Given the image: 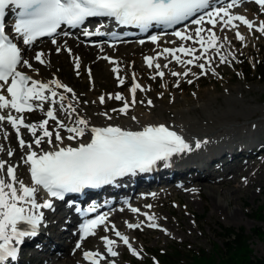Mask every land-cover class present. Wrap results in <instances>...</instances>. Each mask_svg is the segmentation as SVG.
Here are the masks:
<instances>
[{"label": "snow or ice", "instance_id": "6c2138e0", "mask_svg": "<svg viewBox=\"0 0 264 264\" xmlns=\"http://www.w3.org/2000/svg\"><path fill=\"white\" fill-rule=\"evenodd\" d=\"M238 2L239 0H231L226 7H214L210 0H0V132L3 133L4 139L8 138L9 133L4 129L5 123L15 131L19 147L26 149L21 159L27 166L31 181L26 184L17 178L15 172L19 164L13 165L0 159V264H13L17 261L19 249L25 240L38 236L40 227L45 222L43 210H55L54 200H64L67 193H80L86 188L112 184L116 178L127 174L148 172L158 161L167 162L176 154L192 150L181 134L163 123L146 124L139 130H132L113 123L96 126L91 124L89 119L79 115L75 104L80 101L71 87L55 77L48 81L34 79L22 70L36 71L29 58L24 57L25 50L6 33V9L12 7L18 10L17 19L11 27L15 35L22 38L25 46H32L40 37H53L62 25L77 27L83 25L87 18L93 17L112 18L117 25H133L141 31H147L153 25H163L171 29L181 22L190 21L194 28H189L188 23H184L183 28L177 27L171 34L180 42L192 41L199 44L200 48L204 49L203 52L195 55L196 47L179 43L178 46L157 50L155 56L146 55L143 60L148 68L155 69L152 79H163L165 73L162 66L154 61L160 57L167 59L168 54L171 55V60L180 65H195L201 70L197 74L192 72L191 68L185 67L183 72L172 71L173 77L186 78L191 74L198 78L209 71L216 74L213 57L208 55L209 49L215 52L222 64L228 63L229 57L236 59L233 52L224 51L225 43L230 41L227 36L221 39L214 31L215 28L219 27L221 31L225 28L236 30L235 38L239 41H244L245 37L238 31V25L234 22H240L249 32L255 28L264 34V21L256 24L242 14L231 13L230 10ZM255 3L264 12V0H255ZM101 27L103 25L96 28V33H99ZM96 33L88 29L83 30L84 36ZM149 40L157 44L160 36L151 35ZM51 42L57 45L56 52L60 53L62 48L57 40L52 39ZM140 43L143 44L144 41L141 40ZM65 50L72 55L70 48L65 46ZM177 53H183L190 58L182 59ZM43 55L42 51H36L32 58L40 64H45ZM98 58L115 65L112 71L117 73L119 84L123 85L125 77L119 75V63L107 55ZM169 63L171 61L165 63L163 68L167 69ZM73 64L79 75V57H74ZM88 72L91 79L90 69ZM192 82L191 79L187 80L189 84ZM179 83L180 80L177 79L174 86L178 87ZM57 89H63V92H58ZM138 89L145 90L136 82L133 73V82L129 89L131 102L121 93H110L108 99L123 102L119 109L114 108L111 111L127 115L128 109L136 103ZM98 100L100 104H104L105 96L101 95ZM45 103L49 105L46 110ZM147 104L151 105L152 100H147ZM36 110L45 118L38 122H26L27 117L24 114ZM99 115L109 121L113 119L108 112H101ZM131 119L135 121L137 118L132 116ZM21 128L31 135L30 141L22 138ZM62 130L67 133L66 136L62 135ZM45 144L47 148L43 146ZM200 146L197 141L195 147ZM3 151L5 147L0 144V152ZM13 155V150L9 147L7 156ZM41 189L45 191L47 199L38 200ZM131 210L139 211L136 208ZM87 211L94 212L95 208H89ZM145 216L149 221L147 227H160L154 222V216ZM106 220L107 216L97 215L94 219L81 223L80 241L95 235L97 227L104 225ZM125 223L129 229H140L144 221ZM105 230L109 231L107 228ZM111 231L133 255H139L127 235L116 230L115 225H112ZM100 239L107 255L99 250H85L82 252V259L89 264H101L102 261H107V257L118 255L114 250L117 240L108 235ZM80 241H77L75 249L81 248ZM108 264H114V261Z\"/></svg>", "mask_w": 264, "mask_h": 264}, {"label": "rangeland", "instance_id": "374dc122", "mask_svg": "<svg viewBox=\"0 0 264 264\" xmlns=\"http://www.w3.org/2000/svg\"><path fill=\"white\" fill-rule=\"evenodd\" d=\"M242 6L245 12L248 11L246 5ZM250 13L256 18L254 19L256 24L264 21V12L261 11L260 6L254 5ZM226 34L231 39L228 45L236 59L232 60L229 57V62L222 64L219 62V58L215 60L214 56L213 67L216 74L209 71L206 75H199L198 78L193 77L191 74L186 78L173 77L170 74L172 71L183 72L185 70L184 66L173 63V68L171 67L168 70L167 77L152 79L151 76L154 75L155 69L149 70L142 66L144 65L142 56L147 54V49L153 48V46L147 47L146 45L138 47L134 54L125 61H120L119 75L125 77L126 80L123 85L119 84L117 73H114L110 68H106L105 62L96 70L99 74L94 71L97 65L94 67L89 62L90 60L103 62L105 59L98 57L107 55V51H101V54H98V51L95 55L91 53L81 63L79 75H77L72 57L65 50V47L61 45L62 51L57 53L56 45H50V54L54 57L51 63L54 66L51 68L46 65L44 73L45 75H58L62 82L71 87L80 97L79 105L84 106L86 111L92 114L94 118L102 117L99 115L101 112H108L109 115L116 119L122 114L111 110L114 108L119 109L123 102L108 99V94L121 93L131 102L132 96L129 89L133 82V73H135L136 77L139 73V78L145 86L146 95L143 97V92L136 93V103L128 109L127 115L137 109L141 111V114H143V111L144 113H150L152 110L153 113L162 112L165 120L171 121L175 117V110H186L189 107H193L191 109L192 114L200 115L198 116L199 120H203L201 119V114L203 116L212 114L216 117H221L222 115L224 118L228 117L226 120H230V123L233 122V127L238 131L237 134L239 136L236 134L234 138L236 142L250 137L261 141L264 138V79H260L254 70L253 73L251 71L248 74L245 64L249 62L254 67V63L259 62L264 57V34L256 31L248 43L234 41L236 38L233 32H227ZM34 49L27 50L24 57L30 60ZM27 55L29 56L27 57ZM159 61L162 62V59L160 58ZM189 68L197 74L201 71L195 65ZM89 69L91 71V79L89 78ZM123 72L125 75H123ZM177 79L180 80V83L178 87H175ZM188 79L193 82L191 84L187 83ZM91 87L95 90L92 91ZM88 91H92L96 97L104 95L105 103L96 102L97 105L93 103L89 96H85ZM161 93L162 95H160ZM68 96L70 97L71 94H68ZM149 99L152 100L151 105L147 104ZM84 101L88 103H84ZM140 101L144 102L141 103ZM205 102H213L215 105H221L222 107L214 113L213 106L211 104V106L204 105ZM227 110L232 111L225 112ZM26 117L29 118L28 123H31L38 122L44 116L40 111H36ZM169 118L171 119L169 120ZM226 120L224 119V121ZM241 125L243 128L240 127ZM244 128L252 132L250 137L240 134V131H245ZM25 132L27 134V130ZM11 133L15 136L12 130ZM16 145L19 146L18 141ZM0 155L8 159L6 150ZM221 155L216 154L214 158L220 159ZM15 160H17L16 156ZM245 165H240L238 168V166L234 165V162H231L228 168H225H227V171L229 168H234L232 173L227 175H224L226 172L224 168L213 170L214 178L211 179L212 181H218L215 183L206 181L200 182L202 184L197 186L198 182L192 180L178 188L174 186V183L178 180L177 178L169 186L163 188V191L157 190L159 186L156 188L152 187L153 189L150 193L156 192V194L152 196V200L146 199L141 202L144 206L139 210L140 212H118L116 217L110 218L108 222L99 227L96 234L85 242V247L91 248L93 245L98 244L101 240L100 237L104 236L106 232L105 229L110 230L112 225H115L126 231L130 243L136 248L139 255H133L126 245L118 241V244L122 247H118V255L113 257L112 260H115L116 264H143L147 259L151 260L148 252L159 249H164L166 252L171 251L172 247L180 251L189 252H195L199 248L211 251L215 244L222 243V239L218 236V233L223 231L222 226H230L235 229L242 227L248 236V243L253 254L264 258V219L259 218V213L264 214V211H261V206L264 205V151L257 158L250 159ZM25 175L27 176L26 169ZM215 175H218L216 176L217 178H215ZM228 177L229 180L227 179ZM21 180L24 181L23 178ZM138 199L142 200L143 198ZM213 202H217L221 208L214 209L213 205L215 203ZM234 212L237 213L238 218H232ZM145 214L154 216V222L160 227H147L149 221H147ZM126 221L130 223L144 221V224H142L140 229H129L126 226ZM62 225H65V223H62ZM165 229L167 231H164ZM253 229H257V232H254ZM258 231L262 232L263 235L260 236ZM61 240L63 241V239ZM37 254L43 259L45 255H48V253L30 249L26 251L24 259L26 261L32 260L33 255ZM77 257L78 254H75L74 257H69L66 263L75 264V258ZM33 264H38V262Z\"/></svg>", "mask_w": 264, "mask_h": 264}, {"label": "bare ground", "instance_id": "6f19581e", "mask_svg": "<svg viewBox=\"0 0 264 264\" xmlns=\"http://www.w3.org/2000/svg\"><path fill=\"white\" fill-rule=\"evenodd\" d=\"M247 5H248L249 9H251V6L249 4H247ZM218 7H225V6L222 5V6H218ZM239 12H241V13H237L235 11H231V13H233V14H242V15L246 16L248 19L253 20V21H254V19H256L248 11L245 12V11L239 9ZM259 16H260V14H259ZM234 23H236L238 25V31L245 37L244 41H242V42L248 43V41L251 38V36L254 33H256L255 28H253V30L251 32H249L247 27L242 25V24H240V22H234ZM194 27H195L194 25H189V28H194ZM205 27H211V25H205ZM214 31L216 32V34L218 36L221 37V39H223L224 36H227L228 41H231V39H229V37H228V35L226 33L227 32H233V34L235 36V31L236 30H229V28H225L223 31H221L220 28L217 27V28L214 29ZM71 37L72 36H70V35L62 34L60 36H57L56 40H57L58 45L60 47H61V45L69 46V48L71 49V52H72V55H71L72 61H73L74 57H79L80 64L85 59H87V57L91 53H94V55H95L96 52H98V51H107V53H108L107 55H109L110 58H112L114 61L120 63V61L123 62L128 57H131L134 54V51L138 47H140L142 45V44H136V43H129V44H125V45H114L113 47L105 45V46H100L99 48H91V47H89L87 45H82L80 40L75 39L74 36L72 38ZM169 39H173L175 41V43H169L168 44ZM81 40H84V39H81ZM42 41H43V39L35 42L36 44L39 43L40 45L33 50V52H32L33 54L31 55L30 63L32 64L33 69H35L36 71H33L32 69H22V70H24L28 74L32 75L34 77V79H38V80H41V81H48V80L52 79L53 77H55V78L60 80V78L56 74H54V75H48V74L45 75V73H44L45 72L44 67L46 65L47 66L49 65V67H51V68H52V66H54V64L51 63V60H54V57L50 54V44L42 43ZM234 41L240 42L237 39L234 40ZM179 43H185L186 46H194V47H196L197 48V52L195 53V55H199L201 52L204 51V49L200 48L199 44H194L192 41L180 42V41H178V38L172 36V37H169V38H165L164 37V38L160 39L157 42V44L155 45V48L152 49V50H149L147 52V54L155 56V52L157 50H162L165 45L166 46H178ZM145 44H148V43H145ZM162 44H164V45L162 46ZM228 44L229 43H225V45H224V51L225 52L231 51ZM29 47L30 46L23 45V49L25 51H27L29 49ZM55 47H57V45ZM36 51H42L44 53L42 58L45 60V64H40L38 61H36L35 59L32 58V57H34ZM98 54H101V52H98ZM177 55H180L181 58L185 59V60L190 58V57L184 55L183 53H177ZM208 55L213 57L212 63H214V61L217 60V58H219L218 56H216L215 52L212 51L211 49L208 50ZM28 56L29 55H27V57ZM169 56H171V55L168 54L167 57H169ZM214 56H215V60H214ZM160 58L165 59L164 57H160ZM158 60H159V58L156 59L154 61V63H158ZM89 62L91 64H93L94 67L97 65L95 70L93 68V70L95 72H97V74H99V73L96 70L98 69V67H101V64L104 63V62H105L104 64L106 65V68H108V69L109 68L112 69L115 66L114 64L109 63L108 60H106V61L103 60V62L98 61V60H95V61L94 60H90ZM200 62H203V61H200ZM160 65L162 66V70L164 71L165 76L167 77V73L169 72L168 70H170V68L172 67V63H169V67L167 69H164L162 64H160ZM191 66L192 65H187V66L184 65V69H185V67H191ZM89 67H91V66L89 65ZM100 72H101V70H100ZM123 75H125L124 72H123ZM135 79H136V82H138L143 88L145 87L143 85L142 81L139 78V73L137 74V77ZM91 90L94 91L95 89L93 87H91ZM57 91L58 92H63V89H57ZM92 91L91 92H89V91L86 92L85 96H87V97L89 96L92 99V101H95V103L99 102V100H98L99 97H96V95H93ZM138 92H143V94H142L143 97L146 95L145 90L141 91V90L138 89L137 93ZM76 96H77L78 100H80V97L77 94H76ZM211 100H213V99H211ZM225 101H228V100H225ZM183 103L185 104V102H183ZM74 104H75V102H74ZM210 104L214 108V111H215L214 113H216L222 107L221 105H215L213 102H208V103L205 102L204 103V105H210ZM96 105H97V103H96ZM48 106L49 105L47 103H45V109H47ZM75 106L78 109L79 115L89 119V121L93 125L103 126V125H106L108 123H113V124H117V125H120V126L125 127V128H131L132 130H139L143 125H146V124H160V123H163V124H165V126L169 127L171 130L177 131L179 134H181L185 138L186 142H188L191 145L192 150L183 152L182 153L183 157H181V153L175 155L176 157H179V158L176 159V160H179V161H175V162L174 161H170L168 163H161V164L157 165L155 168L151 169L148 172H140V173H136L135 175L131 176V178L134 179V180L138 179V180H136V182H138L139 180H141L142 178H144L147 175H151V174H154V173L157 174L161 170L177 169V168H179V166H186V165H187V167H189V170H190L193 167H197L198 163H202L203 165H205L207 160H208V158L210 156L213 157L214 155L219 154V153H221L223 151L227 152V153H231V150L234 149L232 144L234 142H236L235 141L236 139H234V138H235V135L238 132V131L235 130V127H233L234 126V125H232L233 122L230 123V120L227 121L226 118H228V117L224 118V116L222 114L221 115L223 117L222 116L221 117L213 116L212 114H209L210 112L208 113L209 115H204L203 116L201 114V116H202L201 119H203V120H199L200 118L198 119V116H200V115L192 114L191 109H193V107H189L186 110H184V109L175 110V117L171 121L165 120L162 112L153 113L152 110H151V112L149 111L150 113H147V112L144 113V111H143V114H141V111H139V109H137L134 112L130 113V115H120V116H118L117 119L113 118L111 121H109L103 116L102 117L99 116V117L94 118V116L92 114H90L89 112L86 111V108H84V106H80L79 104L78 105L75 104ZM202 109H204V108H202ZM231 111L232 110H229V111L227 110L225 112H231ZM132 116H135L137 119L135 121H133L131 119ZM203 117H205V118H203ZM61 118H63V117H61ZM170 119L171 118H169V120ZM224 119L226 121H224ZM240 127H242V125ZM4 129L8 131L9 136H8L7 139H4L3 133L0 132V144L4 145L6 151L10 147L13 150L14 155L12 157H8V159H6L2 155H0V159H4V160L8 161L9 163H11L13 165L19 164V167L16 169L15 175L17 176V178L25 179L26 180L25 181L26 184H30L28 176H27V178L25 177V169H27V166H25L23 164L22 159H21L22 156H23V151H26V149L22 150L19 146L16 145L17 141H16L15 136H13L12 133H11V129L12 128H11L10 125L5 123L4 124ZM21 130H22V133H21L22 134V138H24L26 141H30L32 139L31 135L30 134H24L25 130L24 129H21ZM248 130L245 129V131L244 130L240 131V134H243L244 136H248V134L252 133V132H249ZM62 135L66 136L67 133L62 130ZM88 138H90V137H85V139H88ZM197 141H199L200 144H201V146L199 148L195 147V144H196ZM65 142L69 143L68 141H65ZM43 146L45 148H47L46 144L43 145ZM1 153L2 152H0V154ZM15 156L17 157V160H15ZM245 166H247V165H245ZM242 170H244V169H242ZM27 173H28V170H27ZM211 178H212L211 175H206V174H204L202 176L194 177V179H196L197 182H198L197 186H198V184H202L200 182H206V181L212 182V183L217 182V181H212ZM162 179H164V178L163 177L160 178V180H162ZM247 179H248V177H247ZM190 180H191L190 178H185V182L184 183H186V182H188ZM121 183H123V182H120V184ZM136 187H137V185L135 186V188ZM213 203H215L213 205L214 209L215 208H218V209L221 208L217 202H213ZM45 211H48V210H45ZM232 215H233L232 218H238L236 212H234ZM118 231H120L124 235H127V233H126V231L124 229H119ZM112 232L113 231H111V230L109 231V235L110 236H112ZM111 239H114V238H111ZM40 243L42 245L46 246V245H48V243H51V242L47 241V243H44V242H42L40 240ZM51 244L57 246L56 242L55 243H51ZM118 247H119V244H118V241H117V244H116L114 250H117ZM62 249H63L62 251L60 249H56L55 250L57 256L53 257V259H51L53 262H55V261L67 262L66 260L69 257H71V256L67 255V253H68L67 248L63 247ZM95 250H99L101 253H104L101 250L100 247H95ZM108 258H111V257H107V259ZM111 259H113V258H111ZM44 261H45L44 262L45 264H50L48 259L44 260ZM68 261H70V260H68ZM75 264H89V263L86 262V261H79L78 260V261L75 262Z\"/></svg>", "mask_w": 264, "mask_h": 264}, {"label": "trees", "instance_id": "16d2710c", "mask_svg": "<svg viewBox=\"0 0 264 264\" xmlns=\"http://www.w3.org/2000/svg\"><path fill=\"white\" fill-rule=\"evenodd\" d=\"M246 66L247 71H251L250 67ZM256 70L260 78L264 79V59L262 63L256 65ZM261 211H264V205L261 206ZM259 218L264 219V214L259 213ZM222 230L218 233L222 243L215 244L211 251L199 248L195 252H189L172 247V250L168 252H156L157 259L160 264H264L263 257L253 254L248 243V236L242 227L235 229L222 226ZM253 231L257 232V229ZM258 233L260 236L263 235L260 231Z\"/></svg>", "mask_w": 264, "mask_h": 264}]
</instances>
